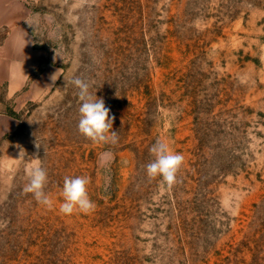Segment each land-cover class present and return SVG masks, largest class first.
Returning a JSON list of instances; mask_svg holds the SVG:
<instances>
[{
    "label": "rangeland",
    "instance_id": "374dc122",
    "mask_svg": "<svg viewBox=\"0 0 264 264\" xmlns=\"http://www.w3.org/2000/svg\"><path fill=\"white\" fill-rule=\"evenodd\" d=\"M76 78L118 144L79 133ZM37 158L52 210L24 191ZM65 176L93 212L59 213ZM0 264H264V0H0Z\"/></svg>",
    "mask_w": 264,
    "mask_h": 264
},
{
    "label": "clouds",
    "instance_id": "9594fccd",
    "mask_svg": "<svg viewBox=\"0 0 264 264\" xmlns=\"http://www.w3.org/2000/svg\"><path fill=\"white\" fill-rule=\"evenodd\" d=\"M78 89L80 106L78 109V131L88 141L97 145H116L119 142V133L113 130L115 117H110V109L105 106L102 98L90 91V84L76 78L71 81ZM37 148L40 146L37 144ZM153 160L146 165V174L150 180L160 179L161 186L171 188L178 182V175L184 164V156L177 153L166 139H157L149 149ZM110 152L102 154V163L107 164L111 158ZM28 183L24 191L31 193L35 201L45 209L54 208L53 198L46 193L48 174L37 158V162L28 170ZM87 176H65L60 191L62 202L59 204V213L71 216L73 214H90L96 208L90 198Z\"/></svg>",
    "mask_w": 264,
    "mask_h": 264
},
{
    "label": "crops",
    "instance_id": "0c3cea01",
    "mask_svg": "<svg viewBox=\"0 0 264 264\" xmlns=\"http://www.w3.org/2000/svg\"><path fill=\"white\" fill-rule=\"evenodd\" d=\"M26 79H27V77H24V79H23V80H21L20 82H22L23 84H25V82H26Z\"/></svg>",
    "mask_w": 264,
    "mask_h": 264
}]
</instances>
